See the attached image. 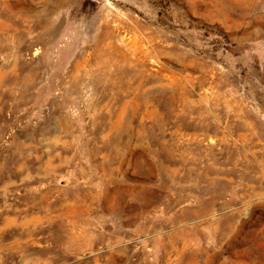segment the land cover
I'll return each instance as SVG.
<instances>
[{
    "label": "rangeland",
    "instance_id": "374dc122",
    "mask_svg": "<svg viewBox=\"0 0 264 264\" xmlns=\"http://www.w3.org/2000/svg\"><path fill=\"white\" fill-rule=\"evenodd\" d=\"M0 264H264V0H0Z\"/></svg>",
    "mask_w": 264,
    "mask_h": 264
}]
</instances>
